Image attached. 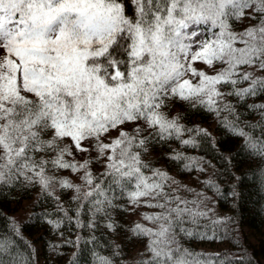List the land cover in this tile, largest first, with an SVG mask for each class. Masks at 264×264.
I'll return each instance as SVG.
<instances>
[{
	"label": "snow or ice",
	"instance_id": "snow-or-ice-1",
	"mask_svg": "<svg viewBox=\"0 0 264 264\" xmlns=\"http://www.w3.org/2000/svg\"><path fill=\"white\" fill-rule=\"evenodd\" d=\"M249 9L259 14V24L238 40L229 21L244 18ZM237 42L243 47H235ZM197 63L216 69L215 74L194 67ZM248 66L264 71V0H0V183L23 179L47 191L53 185L47 171L83 169L87 190L67 180L58 183L75 189L79 207L87 203L89 210L104 213L111 199L94 183L88 161L65 160L73 149L88 152L87 141L108 161L109 190L134 185L131 202L148 197L157 201L149 207L162 210L145 217L157 225L155 231L141 225L132 229L149 239L150 258L141 264H236L227 253L201 257L181 247L178 234L193 235L183 227L185 217L195 223L206 213L181 208L164 190L167 174L144 176L146 166L132 149L144 150L152 139L179 140L188 131L201 134L199 128L185 129L178 116L165 115L169 101L219 115L233 112L223 103L225 96L243 99L264 92V79L241 74ZM245 81L250 87L237 89ZM219 85L231 91L222 92ZM260 111L264 116V106ZM128 126L131 133L125 131ZM226 126L245 139L253 155L264 158V140ZM114 131L117 137L105 143ZM198 238L214 240L215 235ZM14 245L0 235V264H26Z\"/></svg>",
	"mask_w": 264,
	"mask_h": 264
},
{
	"label": "trees",
	"instance_id": "trees-1",
	"mask_svg": "<svg viewBox=\"0 0 264 264\" xmlns=\"http://www.w3.org/2000/svg\"><path fill=\"white\" fill-rule=\"evenodd\" d=\"M131 11L130 7L126 8L129 14ZM252 16L256 18L250 19ZM259 20V14L249 9L244 18L229 23L239 40L240 34L257 27ZM240 47L243 45L237 42V48ZM240 72L264 79V71L256 67H242ZM218 87L222 92L231 91L224 85ZM236 87L249 88L250 82ZM223 103L231 105L233 112L221 111L217 115L181 102L167 106L162 111L169 119L178 116L185 129L199 128L201 134L188 131L179 140L152 139L146 149L134 147L132 151H139L141 165L146 166L142 168L144 176L151 178L154 171L167 174L164 190L180 202L181 208L206 213L195 223L185 217L183 227L193 235L178 234L182 248L201 257L227 253L236 264H264V158L253 155L245 147V139L226 126L235 125L253 139L264 140V116L260 111L264 92L243 99L225 96ZM125 131L131 133L132 128ZM205 132L207 135H203ZM182 140L196 143L185 145ZM66 160L77 165L87 161L74 149ZM87 171L111 199V206L104 213L89 210L87 203L79 207L75 189L63 188L58 183L67 180L87 190L83 169L47 171L46 175L53 178V185L47 191L38 183L23 179L0 183V235L15 241V250L26 264H101L102 260L110 264H141L150 258L149 239L135 236L132 229L141 225L156 230L157 225L145 217L161 214L160 208L148 206L157 201L142 197L133 203L128 194L135 190L134 185L126 184L124 191L111 185L109 190L110 178L104 176L106 167L97 170L88 162ZM12 195L17 196L20 209H11L6 198ZM218 220L228 223L214 224ZM213 232L214 240L198 238L199 234Z\"/></svg>",
	"mask_w": 264,
	"mask_h": 264
},
{
	"label": "rangeland",
	"instance_id": "rangeland-1",
	"mask_svg": "<svg viewBox=\"0 0 264 264\" xmlns=\"http://www.w3.org/2000/svg\"><path fill=\"white\" fill-rule=\"evenodd\" d=\"M235 47H237V43L235 44ZM194 67H197V68L205 71L209 75H214L215 71H216V69L208 68L207 66H205L203 64H200V63L195 64ZM192 79L195 82V78H192ZM173 103H176V102L169 101L167 103V106H170ZM131 128H132V126H128L126 129H131ZM117 134L118 133L115 132V131L112 132L110 134V137L108 139H105L104 142L105 143H111L112 140H114L117 137ZM64 143L66 145H68L71 142L69 140H65ZM85 147L89 148V151L88 152H77V155L80 158H83V159L87 160L88 162H90L91 165L95 169H97V170L105 169V165L108 163V161L103 156H98V154L95 152V150L92 148V146L87 141H85ZM108 154H110V153H106V155H108ZM66 157H68V156H65V160H66ZM57 171L58 172H63L64 169H59ZM6 200L9 201V205H10L12 210L20 209V205H19V201H18L17 196L16 197H14L13 195L9 196V197L6 198Z\"/></svg>",
	"mask_w": 264,
	"mask_h": 264
}]
</instances>
